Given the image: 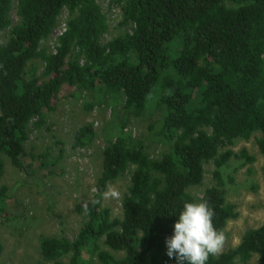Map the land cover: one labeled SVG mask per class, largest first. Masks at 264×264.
Returning a JSON list of instances; mask_svg holds the SVG:
<instances>
[{"label": "trees", "instance_id": "16d2710c", "mask_svg": "<svg viewBox=\"0 0 264 264\" xmlns=\"http://www.w3.org/2000/svg\"><path fill=\"white\" fill-rule=\"evenodd\" d=\"M108 1L119 9L122 30L104 41L108 16L97 0H0V36L7 37L0 41V176L1 155L20 169L23 157L35 158L26 150L29 132L43 125L44 111L54 109L65 84L122 95V127L157 112L156 137L168 149L153 158L140 142L107 140L91 200L76 206L86 220L72 240L41 235L39 250L54 264H67L64 256L68 264H83V250L97 264H177L165 241L186 200H206L222 232L237 217L235 204L226 200L221 168L231 157H254L228 146L259 132L256 144L264 155V0ZM63 9L66 28L50 51L42 42ZM36 59L43 64L40 72ZM93 134L91 122L80 126L74 146L87 145ZM210 160L217 184L197 198L189 188L202 184ZM127 171L121 217L112 216L104 193ZM253 254L264 264V221L208 264L247 263Z\"/></svg>", "mask_w": 264, "mask_h": 264}, {"label": "rangeland", "instance_id": "374dc122", "mask_svg": "<svg viewBox=\"0 0 264 264\" xmlns=\"http://www.w3.org/2000/svg\"><path fill=\"white\" fill-rule=\"evenodd\" d=\"M97 1L108 16L109 29L103 36L106 41L122 30L117 27L120 12L115 6L108 7V0ZM64 16L67 17L66 10L61 13L58 24ZM11 17L16 19L14 8ZM6 38L3 33L0 41ZM53 41L50 35L42 46L49 49ZM32 63L38 72L42 70L41 60ZM87 102L93 103L92 109L86 108ZM53 104L54 109L44 111L43 125L29 132L26 150L34 159L29 154L23 157L24 166L20 169L11 164L9 157L1 155L0 264H54L40 254L39 238L62 235L72 240L76 236L86 220L85 213L78 212L76 206L83 207L91 200L101 170V151L107 140L121 139L130 145L140 142L153 158L160 157L169 147L156 137L157 112L131 118L122 127L117 116L123 111V97L106 95L103 87L81 91L65 84ZM87 122L93 124L94 134L86 137L90 138L87 145L74 146L77 129ZM259 135L255 132L248 140L236 139L228 146L234 152L245 148L254 160L245 162V158L231 157L221 168L226 200L235 204L238 213L226 223L222 251L236 246L247 229L258 227L264 221V155L256 144ZM42 153L47 157L38 158ZM203 167L202 184L189 188L197 198L206 187L217 184L212 160ZM129 174L125 172L106 188L105 193L111 189L119 193L118 198L105 195L103 198V205L111 208L112 216L121 217L120 203L127 191ZM82 258L83 264H97L96 257L87 250H83ZM257 259V254H253L247 263L236 261L235 264H258ZM61 260L68 264V256Z\"/></svg>", "mask_w": 264, "mask_h": 264}, {"label": "clouds", "instance_id": "9594fccd", "mask_svg": "<svg viewBox=\"0 0 264 264\" xmlns=\"http://www.w3.org/2000/svg\"><path fill=\"white\" fill-rule=\"evenodd\" d=\"M105 197L118 198L115 189ZM216 213L206 200H186L173 235L166 238L167 255L177 264H208L211 256L218 255L224 246L225 235L214 223Z\"/></svg>", "mask_w": 264, "mask_h": 264}, {"label": "built area", "instance_id": "2783aa9c", "mask_svg": "<svg viewBox=\"0 0 264 264\" xmlns=\"http://www.w3.org/2000/svg\"><path fill=\"white\" fill-rule=\"evenodd\" d=\"M63 10H65V9H63ZM63 10H62V12H63ZM62 12H61V13H62ZM61 13H60V15L58 16V18H57V22H56V26H55V28L53 29L52 33H51V35L53 36V39H54V41H53L54 44H51V48H49L50 51H55V46L57 45V37H58V35H60V34L65 30V28H66L67 17L64 16V19L60 22V24H58V21H59V18H60V16H61Z\"/></svg>", "mask_w": 264, "mask_h": 264}]
</instances>
